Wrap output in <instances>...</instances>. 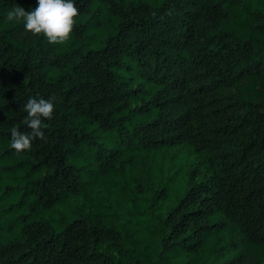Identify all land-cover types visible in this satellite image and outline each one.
Segmentation results:
<instances>
[{
    "label": "trees",
    "instance_id": "obj_1",
    "mask_svg": "<svg viewBox=\"0 0 264 264\" xmlns=\"http://www.w3.org/2000/svg\"><path fill=\"white\" fill-rule=\"evenodd\" d=\"M36 4L0 0V264H264V0H77L59 44L4 19Z\"/></svg>",
    "mask_w": 264,
    "mask_h": 264
},
{
    "label": "clouds",
    "instance_id": "obj_2",
    "mask_svg": "<svg viewBox=\"0 0 264 264\" xmlns=\"http://www.w3.org/2000/svg\"><path fill=\"white\" fill-rule=\"evenodd\" d=\"M77 0H37L36 7L25 11L22 7L9 9L4 15L7 21L21 20L25 30L43 34L48 43L59 44L69 38L73 30L74 17L78 14ZM54 96L29 97L24 103L25 122L28 132L16 127L10 129V147L17 152L27 150L34 139H43L44 118H51L55 107Z\"/></svg>",
    "mask_w": 264,
    "mask_h": 264
},
{
    "label": "rangeland",
    "instance_id": "obj_3",
    "mask_svg": "<svg viewBox=\"0 0 264 264\" xmlns=\"http://www.w3.org/2000/svg\"><path fill=\"white\" fill-rule=\"evenodd\" d=\"M148 5H157L159 3V0H140ZM18 22L23 23L21 20H18ZM11 25V24H10ZM19 35H22L20 33ZM182 152L181 149H174L170 150L168 152H165L164 155H166L167 160H170L171 158L176 157L177 155H180ZM80 205L83 207V209H97L100 211L105 212H113L117 210L118 212H122V199L118 196L116 192H113L109 188V184L107 182H98L95 189L89 194L88 199L85 202H81ZM63 211L62 210H56L51 215L50 218L56 217H63ZM123 221H125L123 219ZM131 233H133V230H130ZM133 238H135V235L133 233Z\"/></svg>",
    "mask_w": 264,
    "mask_h": 264
}]
</instances>
